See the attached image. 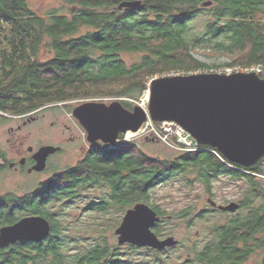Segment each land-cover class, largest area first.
I'll return each instance as SVG.
<instances>
[{"label": "trees", "instance_id": "obj_1", "mask_svg": "<svg viewBox=\"0 0 264 264\" xmlns=\"http://www.w3.org/2000/svg\"><path fill=\"white\" fill-rule=\"evenodd\" d=\"M31 1L0 0V117L4 120L82 101L119 100L133 110L152 79L214 69L194 56L193 50L201 45L231 59L218 68L264 66V0H142L133 9H120L124 0H54L63 9L46 16L39 15ZM207 1L214 2L207 7L212 20L203 35L192 38L191 24ZM43 53L48 57L43 59ZM124 54L142 57L128 64ZM260 77L264 79V74ZM90 146L74 165L54 171L25 196L7 197V225L23 216L40 215L51 223L52 232L36 246L37 257L30 253L34 247L14 245L7 249L5 264H122L119 248L108 244L104 235L93 248L71 253L68 242L79 248L78 242L67 236L69 229L59 219L69 204L84 199L89 190H98L101 201H93L86 211L107 217L116 208L120 221L126 209L145 202L164 216L166 209L149 202L158 186L174 180L186 186L194 182L215 197V183L226 177L246 180L240 208L224 213L211 206L194 214L202 223L209 216L223 218L205 226L210 228L206 241L202 247L193 246L195 264H244L264 251V158L256 167H244L227 159L225 164L209 151L161 160L134 143L115 149L100 141ZM175 216L189 225L196 222L189 210ZM163 222L154 231L168 237L172 232L162 230Z\"/></svg>", "mask_w": 264, "mask_h": 264}, {"label": "water", "instance_id": "obj_2", "mask_svg": "<svg viewBox=\"0 0 264 264\" xmlns=\"http://www.w3.org/2000/svg\"><path fill=\"white\" fill-rule=\"evenodd\" d=\"M213 1L203 3L211 7ZM142 0H124L120 9L140 7ZM149 105L127 109L121 101L111 104L88 101L73 110V116L87 133L90 144L102 142L116 146L121 134L137 132L150 117L156 122H175L201 145L218 150L228 161L251 167L264 158V79L257 73L233 74L197 72L155 78L148 90ZM59 147L42 146L35 154L33 170L47 168L48 158ZM208 203L224 212H236L237 202L219 205ZM161 220L146 203H137L127 210L116 229L119 245L164 250L179 245L173 236L160 238L154 231ZM51 223L43 216L20 219L0 230V245L10 246L18 241L40 243L51 234Z\"/></svg>", "mask_w": 264, "mask_h": 264}, {"label": "rangeland", "instance_id": "obj_3", "mask_svg": "<svg viewBox=\"0 0 264 264\" xmlns=\"http://www.w3.org/2000/svg\"><path fill=\"white\" fill-rule=\"evenodd\" d=\"M31 4L33 9L41 16H46L53 9H63L62 5L54 0H32ZM200 9L201 14L191 24L192 36L190 37L192 38L203 35L206 32L207 22L212 20V11L209 8ZM193 54L200 61L215 67L208 72L229 74V68H218V65L222 63L231 62V59L225 54L215 52L212 48L202 45L196 47L193 50ZM42 57L45 59L48 55L43 53ZM141 57L142 54L122 55V58L128 64L140 60ZM239 72L247 73L245 71ZM148 97L147 92L138 102H134L135 105L138 106V104L144 103ZM111 101L117 100L104 101L102 103L111 104ZM84 102L88 101L74 102L71 105H60L56 108L47 107L39 110L31 116L36 118V120L27 126H23V121L18 117L10 118L9 120L0 119V145L6 149L11 148L14 144L13 136L8 130L11 127L17 128L19 125L23 126V131H20V134L28 138L26 146L31 145L39 148L51 145L60 148V151L50 156L48 161L50 170L45 171L43 174L33 173L23 175L7 171L2 181L3 191L19 195L28 194L39 182L49 180L54 171L74 165L87 150L91 149L86 131L73 116V110ZM146 104L149 105V100ZM69 108L73 110L69 111ZM144 109L146 108L144 107ZM123 139L126 140V135L123 136ZM129 143H134L138 149L154 159L166 160L179 155L178 152L164 144L146 138H132L129 140ZM262 167L264 168V163ZM190 176L195 178L194 175ZM258 179H262V177ZM245 181H238L229 177L222 178L215 183L213 189L215 197H211L201 185L194 182L191 183V186H186L174 180L172 183L158 186L151 195L149 202L167 210L166 216L171 217L168 220V217L164 219L161 228L162 230L168 228L172 232V235L169 236H173L179 240V246L167 251V253L155 254L151 249L139 247L132 249L129 244L119 245L118 235L115 231L122 223L129 208L123 212L120 221L117 216L121 213L116 208H113L112 213L107 217L98 211H86L93 204V201L97 203L101 201L100 191L98 190H89L83 194L84 199L76 200L74 203L69 204L64 211L65 216L59 217V219L63 226L69 229L66 231L67 236L74 237L78 242L77 247L79 248H76L73 243L68 242L72 246L71 253H73L72 251L85 252L93 248L96 243H101L100 241H102L99 235H104L109 242L108 244L119 248L118 252L121 255L122 264H157L161 260L167 261L168 264H195L193 246H203L210 230L209 227L205 228V226H208V224L213 225L216 221H222L223 219L222 216L218 217V215L217 217L209 216L208 220L202 223L199 218L195 219V215L212 208L208 203V199H214L219 205L241 201L243 198L242 192L247 188ZM87 198L90 200L86 201ZM182 210H189L192 220L196 222L189 225V221L186 219L175 216ZM219 212L216 210L214 213ZM166 237L165 235L160 236L162 239ZM263 256L264 251H260L244 264H262Z\"/></svg>", "mask_w": 264, "mask_h": 264}, {"label": "flooded vegetation", "instance_id": "obj_4", "mask_svg": "<svg viewBox=\"0 0 264 264\" xmlns=\"http://www.w3.org/2000/svg\"><path fill=\"white\" fill-rule=\"evenodd\" d=\"M34 114L35 113L29 114V115H25V116H14L13 118H15V117L20 118L23 121V126H27L32 121L36 120V118L31 117ZM0 119H2V118H0ZM23 126L19 125V127H17V128L11 127L8 130L9 133L13 136L12 139H14V144L11 146V148L6 149V148H4V147H2L0 145V230H1L2 227L8 226L5 223V210H6V204H7V197L10 196V195L17 196V197H22V196L26 195V194L19 195V194H16V193H7V192L3 191L2 181L5 178L4 174L7 171H13L14 173L23 174V175L33 174V173L43 174L45 171L50 170L49 162H47V168L44 171L36 172L35 170H33L34 166L37 163L36 159H35V154L41 147L35 148V147L31 146V145L30 146L29 145L26 146V141H27L28 138L20 134V131H23ZM49 158H48V161H49ZM257 164H255V165H253L251 167H256ZM139 203H145V202H139ZM135 205L136 204H134L131 208H133ZM213 208L217 209V210H220L219 208H215V207H213ZM222 212H224V211H222ZM224 213H226V212H224ZM27 216H33V215H27ZM27 216H23V217H21V219L24 218V217H27ZM160 217H161L160 221H162V220H164L167 217L170 218L171 216L164 215V216H160ZM19 220L15 221L14 223L9 224V225H13L16 222H18ZM51 232H52V230H51ZM47 239H45L44 241H42L40 243L45 242ZM40 243L30 242V241H18L15 244H11L10 246H7V247L0 245V264H5L6 256H7L6 255L7 254L6 253L7 249L13 247L14 245L17 246V245H27L28 244L31 247H34V249L30 250V253L33 255V257H37L38 256V252H37V249H36L37 247L36 246L38 244H40ZM130 246H133V245H130ZM145 248L146 249H150V248H147V247H145ZM172 249L173 248H166V249L161 250V251L153 250V249H151V250L156 251V252H161V253H167V251L172 250Z\"/></svg>", "mask_w": 264, "mask_h": 264}, {"label": "built area", "instance_id": "obj_5", "mask_svg": "<svg viewBox=\"0 0 264 264\" xmlns=\"http://www.w3.org/2000/svg\"><path fill=\"white\" fill-rule=\"evenodd\" d=\"M245 71L247 73H257L259 75L264 74V66H250V67H233L229 68V74H233L235 72ZM148 98L142 104H138L142 107L148 109V105L146 102ZM126 140L120 138L118 140L117 145L124 146L126 143H129V140L132 138H146L148 140L157 141L159 143L164 144L170 149L178 152V153H187V152H202L209 151L215 154L223 163L226 164V158L216 149L208 146H203L199 144L191 134H189L186 130H184L180 125L175 122H156L152 120L150 117L143 123L141 128L137 132H127ZM132 138H131V137ZM123 143V144H121ZM108 148H116V146H108ZM236 168V167H235Z\"/></svg>", "mask_w": 264, "mask_h": 264}, {"label": "bare ground", "instance_id": "obj_6", "mask_svg": "<svg viewBox=\"0 0 264 264\" xmlns=\"http://www.w3.org/2000/svg\"><path fill=\"white\" fill-rule=\"evenodd\" d=\"M144 108V107H143ZM147 110V109H146Z\"/></svg>", "mask_w": 264, "mask_h": 264}]
</instances>
